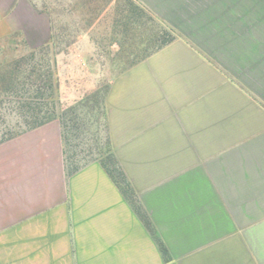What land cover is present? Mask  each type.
Returning a JSON list of instances; mask_svg holds the SVG:
<instances>
[{"label": "crops", "instance_id": "0c3cea01", "mask_svg": "<svg viewBox=\"0 0 264 264\" xmlns=\"http://www.w3.org/2000/svg\"><path fill=\"white\" fill-rule=\"evenodd\" d=\"M134 1L175 38L101 91L132 200L99 159L69 171L57 118L17 130L0 142V264H264V0ZM12 34L45 44L47 14L0 0Z\"/></svg>", "mask_w": 264, "mask_h": 264}, {"label": "rangeland", "instance_id": "374dc122", "mask_svg": "<svg viewBox=\"0 0 264 264\" xmlns=\"http://www.w3.org/2000/svg\"><path fill=\"white\" fill-rule=\"evenodd\" d=\"M28 1L44 11L49 20V37L34 60L41 69L48 65L54 69L58 109L61 106L65 111L68 106L76 105L80 112L79 108L83 111L89 108L85 125L80 123L76 128L66 129L65 157L82 164L94 157L104 142L100 105L94 104L100 101L104 82L151 52L165 38L161 32L170 28L147 12L143 14L134 0ZM76 47L91 53L79 55L73 50ZM28 51V45L16 34L1 39L0 74ZM24 68L28 72L30 66ZM95 84L97 89H87ZM86 96L90 99L85 101ZM2 97L7 96L1 92ZM10 107L4 101L0 106V142L16 134L20 127L19 119L9 112Z\"/></svg>", "mask_w": 264, "mask_h": 264}, {"label": "trees", "instance_id": "16d2710c", "mask_svg": "<svg viewBox=\"0 0 264 264\" xmlns=\"http://www.w3.org/2000/svg\"><path fill=\"white\" fill-rule=\"evenodd\" d=\"M136 5V8L143 14L147 12L143 7L139 6L138 4ZM169 30L170 31L161 32L163 35H165V38H163L162 41L152 49L151 52L169 43L175 38L174 31L171 28ZM45 44L39 46L28 45V53L23 54L19 58L13 60L5 73L0 74V93L2 92L7 96L6 99L4 97H2V99L0 98V106L3 104V101L5 104H9L11 106L9 112L13 113V115L20 121V127L17 129L19 131L32 129L57 118L61 125L64 159L67 161V167L69 171L72 172L76 170L81 164L75 163V161L71 160V157H69V159L65 157L66 144L68 140L66 129L68 126L70 130L71 128H76L78 127L76 124L80 123L85 125V117L90 116L88 111L89 108L86 107V111H83V109L79 108L80 112H77L76 105L68 106V110L65 111V108L63 109L61 106L60 109H58V105L60 104L55 96L56 82L54 78V69H51L49 65L46 68L41 69V65H39L38 62L34 60L37 52L41 51ZM151 52L133 61L129 64V66L144 59ZM27 65L30 66L28 72L24 68H27ZM100 97V101L94 104L100 105V116L103 124V94ZM83 100L86 101L87 97H85ZM77 104H80V102H77ZM68 116L69 118H67ZM103 140L104 142L102 147L96 150V155L84 162L93 159H99L102 166L113 178L123 194L132 200V189L129 186V183L126 181L123 171L118 166L115 156L110 150L108 138L104 136ZM160 247L164 253L165 248L162 244H160Z\"/></svg>", "mask_w": 264, "mask_h": 264}]
</instances>
